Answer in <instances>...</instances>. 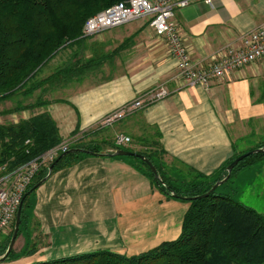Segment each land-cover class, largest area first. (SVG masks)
Instances as JSON below:
<instances>
[{"label": "crops", "instance_id": "0c3cea01", "mask_svg": "<svg viewBox=\"0 0 264 264\" xmlns=\"http://www.w3.org/2000/svg\"><path fill=\"white\" fill-rule=\"evenodd\" d=\"M174 20L191 62L204 68L227 47H239L245 33L264 23V0L195 1L177 9ZM86 43L85 58H98L101 65L65 87L47 91L49 105L37 110L50 115L63 142L74 130L75 139L93 133L104 116L164 87L165 98L103 128L97 138L112 142L123 133L131 139L126 147L138 153L146 144L137 140L149 142L157 131L162 161L175 177L176 168L192 177H211L235 155L264 146V57L208 88L186 87L175 78L176 61L165 43L144 19L104 31ZM66 61L59 54L45 66L52 63L56 71ZM43 69L41 79L53 73ZM237 142L245 143L241 150ZM109 150L55 172L37 188L33 213L39 222L38 249L0 264H32L97 250L130 257L178 238L189 204L157 190L136 160L110 156Z\"/></svg>", "mask_w": 264, "mask_h": 264}, {"label": "trees", "instance_id": "16d2710c", "mask_svg": "<svg viewBox=\"0 0 264 264\" xmlns=\"http://www.w3.org/2000/svg\"><path fill=\"white\" fill-rule=\"evenodd\" d=\"M122 1L125 0H0V103L19 97L25 100H17L13 107L1 111V114L31 113L27 118L18 117L15 121L0 123V178L12 177L16 170L63 142L50 115L37 110L49 105L50 101L44 99L47 91L65 87L101 65L98 58H85L86 48L83 47L89 38L81 37V31L88 18ZM77 46L81 53L71 52L63 67L39 78L49 61ZM37 91L39 95L34 101ZM29 99L32 102L26 103ZM102 129L84 134L70 143L67 153L57 161L50 176L72 167L86 156H98L107 149L111 153L122 149L134 152L129 147L115 146L114 139L108 142L97 138ZM77 133L78 130H74L71 138ZM150 139L149 142L137 140L146 144V149L138 154L145 156L156 168L160 182L143 161L137 159V167L157 190L170 198H173L171 193L180 197L206 193L217 180L226 176L225 169L230 162L250 151L235 155L211 177L198 174L192 177L193 173L185 175L177 168L172 171L177 174L175 177L162 161L164 152L159 143L160 134L155 131ZM71 149L83 151L68 152ZM254 160H264V153L240 161L232 169L229 179L208 197L184 200L189 207L183 217L180 235L173 241L130 257L110 250H97L32 264H264V215L234 200L231 194L237 191L230 187L236 173L256 163ZM48 166L37 172L25 193L47 175ZM36 190L24 199L20 212L17 239L22 237L24 244L19 251L12 250L6 261L30 256L38 249L39 222L33 213ZM13 225L9 236L0 241V256L8 246ZM36 232L38 234L34 236Z\"/></svg>", "mask_w": 264, "mask_h": 264}, {"label": "built area", "instance_id": "2783aa9c", "mask_svg": "<svg viewBox=\"0 0 264 264\" xmlns=\"http://www.w3.org/2000/svg\"><path fill=\"white\" fill-rule=\"evenodd\" d=\"M195 1L211 3V0H125L88 18L83 25L81 37L90 38L118 26L144 19L154 34L165 43L169 56L176 61L175 78L186 87L199 85L208 88L225 75L264 57L263 23L256 29L245 33L241 37L239 47H227L224 55L213 60L208 66L203 68L193 64L188 49L179 34L174 16L177 9L185 8ZM167 95L168 91L164 87L151 89L104 116L99 126L101 128L110 127ZM75 140V138H70L48 150L16 170L12 177L0 178V236L11 229L25 190L37 172L52 163L60 153L66 152L68 145ZM130 144L131 139L128 136L123 133L115 135V146L126 147Z\"/></svg>", "mask_w": 264, "mask_h": 264}, {"label": "rangeland", "instance_id": "374dc122", "mask_svg": "<svg viewBox=\"0 0 264 264\" xmlns=\"http://www.w3.org/2000/svg\"><path fill=\"white\" fill-rule=\"evenodd\" d=\"M86 41H88V39ZM83 48H89V45L86 44ZM78 50H81V48L80 47L78 48V46H77V47H73L71 50H66V51L59 53V54L62 55L63 59L66 58V60H67V57L69 55L71 56V52H72V54H76L75 52H78V54L81 53V51H78ZM54 69H56V68H54L52 66V63H50L47 66H45V68L43 69V72H46L49 70L51 72H54L55 71ZM17 100L25 102V100H23L22 98L19 97V98H14V99L9 100V101H3L0 103V123L6 122V121L17 120L16 116H7V115L1 114V111L13 107ZM26 103H28V101H26ZM124 122L125 121L118 123V124H123ZM244 145H245V143L241 144L240 142H237V146L240 147V150L243 148ZM122 147H125V146H122ZM255 149H258V148H255ZM123 158L137 161V159L134 157L126 156ZM254 164H253V167H249V168H247L248 170L240 173L241 175H238L239 173H237L232 178L234 185L237 187V193L231 194V195L233 196L234 200L241 201L244 204H246L247 206L253 208L256 212L264 215V160H262V161L258 160ZM238 176H240V178L237 180ZM219 191L222 192V189L220 188ZM10 231L11 230L7 231L5 234H2L0 236V241L3 238L9 236ZM22 240H23L22 237H19L16 240V243L13 247V251L16 252L18 249L21 248V246L23 245Z\"/></svg>", "mask_w": 264, "mask_h": 264}, {"label": "water", "instance_id": "95a60500", "mask_svg": "<svg viewBox=\"0 0 264 264\" xmlns=\"http://www.w3.org/2000/svg\"><path fill=\"white\" fill-rule=\"evenodd\" d=\"M83 151L81 149H71L68 152H80ZM67 152H64L63 154H61L52 164H50L47 168V175L42 178L40 181H38L29 191H27L22 199L21 202L19 204V207L17 209L16 212V216H15V221H14V226H13V230H12V235L10 237L8 246L4 252V254L2 256H0V263L4 262L6 260V258L8 257V255L10 254V252L13 250V247L15 245L16 239H17V234H18V229H19V224H20V212H21V208H22V204L24 199L36 188H38L39 186H41L46 180L47 178L50 176L51 171L53 169V167L55 166V164L57 163V161L66 154ZM258 153H264V147L258 148V149H253L250 150L244 154L239 155L238 157H236L232 162H230L226 169V176L223 177L222 179H219L215 182V184L210 188L209 191H207L204 194L198 195V196H194V197H180L177 194L171 193V196L173 198H181L183 200L186 201H191V200H196V199H201V198H206L208 197L213 191H215V189L221 185H223L230 177V173L232 171V169L243 159L247 158L248 156L254 155V154H258ZM110 156L116 157V156H129V157H134L137 158L141 161H143L144 163H146V165L149 167L150 171L153 173L154 178L157 179L158 182H160V179L158 177L157 174V170L156 168L152 165V163L145 158V156L135 153V152H131V151H127V150H117L115 152H113L112 154H109Z\"/></svg>", "mask_w": 264, "mask_h": 264}]
</instances>
